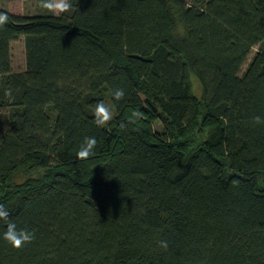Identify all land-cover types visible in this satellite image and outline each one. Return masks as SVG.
<instances>
[{"label": "trees", "instance_id": "16d2710c", "mask_svg": "<svg viewBox=\"0 0 264 264\" xmlns=\"http://www.w3.org/2000/svg\"><path fill=\"white\" fill-rule=\"evenodd\" d=\"M71 3L0 7V264H264V0Z\"/></svg>", "mask_w": 264, "mask_h": 264}, {"label": "clouds", "instance_id": "9594fccd", "mask_svg": "<svg viewBox=\"0 0 264 264\" xmlns=\"http://www.w3.org/2000/svg\"><path fill=\"white\" fill-rule=\"evenodd\" d=\"M37 6L46 13L57 16L70 13L73 8L71 0H38ZM7 22V14L0 12V28H3ZM6 95L11 96L10 89L6 91ZM112 96L115 101H121L125 97V91L122 88L115 89L112 91ZM133 116L139 118L142 114L140 112H134ZM93 117L95 125L103 127L113 120V112L111 107L107 106L103 101H98L94 108ZM253 120L257 125H264V118L260 116L254 117ZM96 146L97 140L95 137H85L76 153L77 159L87 160L92 157ZM10 215L11 213L8 209L0 204V221H3L5 227L2 238L14 249H21L35 240V232L26 228H18L17 224L10 219ZM159 247L167 250V241H160Z\"/></svg>", "mask_w": 264, "mask_h": 264}, {"label": "rangeland", "instance_id": "374dc122", "mask_svg": "<svg viewBox=\"0 0 264 264\" xmlns=\"http://www.w3.org/2000/svg\"><path fill=\"white\" fill-rule=\"evenodd\" d=\"M37 5H38V0H0V7L6 8L11 13L18 15L38 13L41 9ZM256 50L257 47L253 49L252 53L248 57L247 62L244 64L243 69L246 67L248 61L252 58ZM12 59H13L12 65L14 71H21L25 69L26 59H25V46H24L23 38H19L17 41H14L12 43ZM194 87L196 93L200 95L201 87L199 82L195 78H194ZM107 106L111 107L109 103H107ZM24 176L25 175L17 177V180L20 181L21 179H23Z\"/></svg>", "mask_w": 264, "mask_h": 264}]
</instances>
